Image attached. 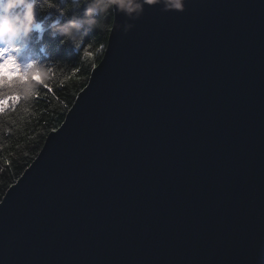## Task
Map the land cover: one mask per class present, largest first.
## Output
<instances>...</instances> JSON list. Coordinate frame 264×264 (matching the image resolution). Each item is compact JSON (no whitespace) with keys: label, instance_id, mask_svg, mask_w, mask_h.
I'll use <instances>...</instances> for the list:
<instances>
[{"label":"water","instance_id":"95a60500","mask_svg":"<svg viewBox=\"0 0 264 264\" xmlns=\"http://www.w3.org/2000/svg\"><path fill=\"white\" fill-rule=\"evenodd\" d=\"M133 23L1 199L0 264H264V0Z\"/></svg>","mask_w":264,"mask_h":264},{"label":"clouds","instance_id":"9594fccd","mask_svg":"<svg viewBox=\"0 0 264 264\" xmlns=\"http://www.w3.org/2000/svg\"><path fill=\"white\" fill-rule=\"evenodd\" d=\"M189 0H0V149L34 117L37 101L64 83L67 65L45 60L35 45L45 31L70 41L83 58L91 56L90 33L135 27L146 6L184 12ZM71 14H69V11ZM125 17L123 22L118 16Z\"/></svg>","mask_w":264,"mask_h":264},{"label":"trees","instance_id":"16d2710c","mask_svg":"<svg viewBox=\"0 0 264 264\" xmlns=\"http://www.w3.org/2000/svg\"><path fill=\"white\" fill-rule=\"evenodd\" d=\"M69 0H60L61 6ZM69 11V14H71ZM45 31L38 44L37 52L45 60L58 62L60 66L67 65L64 83L54 87L51 93L42 96L36 104V115L30 117L23 131L9 137V143L0 149V201L10 185L15 183L25 168L33 161L40 151L47 134L56 129L63 121L67 111L77 94L87 84L92 69L100 61L108 38L107 32L90 33L85 37L87 43L93 36L91 56L83 58L79 50L70 41L61 43V37H55Z\"/></svg>","mask_w":264,"mask_h":264}]
</instances>
